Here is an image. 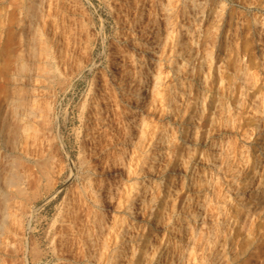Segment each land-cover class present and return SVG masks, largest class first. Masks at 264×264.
I'll use <instances>...</instances> for the list:
<instances>
[{
  "label": "rangeland",
  "instance_id": "rangeland-1",
  "mask_svg": "<svg viewBox=\"0 0 264 264\" xmlns=\"http://www.w3.org/2000/svg\"><path fill=\"white\" fill-rule=\"evenodd\" d=\"M31 1L0 0V72L2 74L6 72L7 53H9V49L13 46L11 45L15 41L13 39L17 36V42L15 41L14 45L18 44L19 40L17 39L23 33L28 39L35 36L37 38H45V35H50L45 38L48 39L52 35H55L51 38H58L62 41L60 42L56 39L64 45L62 48L60 47L59 52H61V56H65L64 58L67 59H65L67 63H65L64 58L60 60V64L64 62L60 66L61 69L63 68V72L59 69L60 67L58 69L61 72L56 68L57 70L53 72L56 73L53 75L55 84H52V82L53 86L51 85L47 91L44 90L43 98L41 97V101L39 100L35 104L36 106H34L36 108L41 106L39 107L40 111H43V109L47 110L40 113L42 116L45 113V117H49H47L49 120L46 119V122L53 123L52 128L54 131L50 133L41 130L43 132H41L42 135L44 134L46 146L43 145V149L37 154L41 156L40 159L37 156V160L39 159L40 161L31 159V164L29 163L30 167L33 168L34 166L35 168L32 170L39 172H37V175L33 171L35 187L27 195L29 199L32 198L28 200L29 202L26 206L27 215H25L23 221V223L25 222L23 224V228L25 229L23 233L26 236L21 244L23 252L20 250V244L17 241L14 242L13 236L7 232L5 234L1 233L0 264H63L62 261H59L53 255L49 231L56 224V221L61 222L62 216L68 213L67 211H69L70 207H73L74 203L76 205L78 199L73 200V197L77 198V194L81 195V191H84L83 189L87 186L85 182L89 184L94 181V185H97V182L98 184L101 182L99 180L101 177L90 175V173L86 172L85 168H81L80 161H82L84 157L83 153L88 148L83 144H87L85 136L87 134L86 127L89 119L86 117L92 111L93 101H96L100 95L101 97H103L102 95L106 96L102 104L106 105L109 102V108L112 111L110 116L111 121L109 122H112L110 123L112 127L109 125L108 129H106V126L100 128V130L104 131H101L100 140L96 142V145L99 146L98 149H100L98 151L101 154L99 160L111 153H113L111 155L113 159H120L122 144L116 142L111 145V137L118 135L121 138L122 134H124L125 121H128L127 115H129L127 114V110H131V106H135L134 101H130L129 97H133L137 91V88L128 91V81L129 79H136L141 72L146 74L147 79L145 81L147 80V82L144 83L143 91L137 98L138 110L133 115L135 121H137L135 131L140 134L143 133L144 139L140 141V145L135 143L129 146L127 154H125L126 163L130 167L133 166L130 169V174L133 176L121 173V188L123 190L120 189V195L124 196L125 198L123 197V199L129 202L133 200L132 196H135L138 191L139 196H142L145 191L147 198L145 200H137L136 208L138 210H135L136 212H134L133 216L127 208L131 204L128 203L127 205L126 200H124L126 205L118 209V211L115 207L108 211L106 222L108 224V232L110 233L108 234L112 235V240L109 239L108 235L107 244L111 243L108 246L110 251L105 249V253L109 252L104 254V252L100 253L99 250V253H97L101 254V256L99 255L98 259H95L98 261H94L104 264V259L108 254L109 256L112 253L115 255L116 244L120 242L117 245L118 247L123 241L120 234L122 232L119 230L121 225H124L121 228L122 231L129 227L127 230L129 231V238L134 248L131 251L129 247L130 243L124 245L126 251L124 254L126 255L123 256L122 260H134L132 261L133 263L131 262L132 264H135L136 259L140 261V264H145V260L141 261L140 259L146 253V251L144 252L146 242L150 240L153 244H160L162 242L161 236L166 231L170 232L172 227H177V234L184 233L186 225L194 227V233L191 234L192 238L190 237L191 240L176 244L178 251L190 248L191 242L197 241V239L198 242L201 241V245L203 237L199 234L198 229L202 227L203 221L200 218L196 220L192 217V214H188V211L196 209L197 212L201 210L200 213L208 211L210 215L213 214L215 220L210 226H213L217 233L214 243L215 240L222 239L227 244L225 250L223 249L218 258L213 254L216 247L211 245L208 250L210 253H207L208 256L197 264H264V211L262 210V212L257 213L258 215L250 219L248 231H243L239 225H234L237 220L241 222L240 220H243V217H245L241 214L248 212V210L246 211L247 206H251L250 204H252V202L248 203L250 202V193L259 190L260 187V191L264 190V149L262 147L264 141L261 140L264 137V133L260 134V130L256 128L258 121L264 119V116L261 114V110L263 109L262 111H264V105L258 111V116L252 110L251 103L248 102L250 98L247 96H243L242 98L241 96L244 92L243 88L246 86L241 79L243 75L241 73L246 68L253 69L259 75L257 89L264 93V62H262L264 47L261 42L264 39V0H208L204 13L201 14L202 16L199 15L201 20H195L197 23L199 22L198 25L200 26L194 22L196 29L195 37L198 35L196 38L193 37L195 38L193 39L195 40L194 44L190 36H187L189 30L187 27L188 19L187 12L183 8L185 3L183 1L185 0H172L173 2L171 0H158V3L157 0H154L155 3L152 0H130L136 2H134V7L131 8H128L126 4V2H130L128 0H45V4L43 3L44 7H40L41 11L38 12V16H32L33 18L31 17L30 10H27ZM178 1L181 2L179 3ZM27 2L29 3L27 4ZM143 3L146 5L143 21H148V19L152 18L154 20L155 15H161L160 18L158 17V20L161 22V33L159 36L143 38V30L134 24L140 15L139 13L142 10V8L140 10V7ZM167 7H170V12L165 11ZM22 9L25 12V15H23L24 27L18 29L15 28L16 26L14 25L16 24L14 23L20 18ZM27 13L28 15H26ZM228 14H231L233 17V21H231L232 27L231 24H225ZM29 15L31 18H29ZM207 15L210 16L207 18ZM29 20H31V26H33L32 24L35 26L32 29L28 26L30 25L28 23ZM136 23L138 25V22ZM42 25H44L43 28ZM236 28L239 29L237 30ZM154 29H156V26L154 27L149 23L144 31L148 32ZM38 31L43 32L42 35L39 32L41 36ZM260 32L262 33L261 38ZM172 36L174 39H170ZM180 36L185 39L187 38V44L189 46L192 45L196 51L198 50V54L192 62V71L190 69L192 74L188 73V78L182 80L184 82L183 88L173 91V83H178V81L183 79L181 76L183 72L178 76L175 75L176 68H181L184 72L186 71L182 68L185 65L184 58L175 55V52L171 54L175 46H169V44H174L173 42H176ZM166 37L170 40L167 44L165 42ZM159 39H161L160 43L155 45V41ZM9 45L11 46L9 47ZM60 55L59 58L61 57ZM117 68H119L118 72H116ZM38 72L42 71L38 70ZM180 77L182 78L180 79ZM223 78H225V81ZM221 79H223L224 85L221 83ZM5 80L0 82V84L2 83L0 86L4 87L0 91V100L3 97H11L8 99L10 103L7 109L8 112H11L13 110L11 103L15 94H11V92L7 95L5 94V92L7 93V81L5 82ZM41 82L36 81L35 85L38 83L36 87H41L43 85ZM101 90L104 92L100 94ZM256 91L252 92L250 96H253ZM46 92L48 94L51 93L49 97ZM45 97L48 98L43 100ZM214 97L217 100V108L215 110L217 119L211 123V126L206 128V126H203L204 116L207 113L208 105ZM11 99L12 101H10ZM239 101L246 102L242 110L237 106ZM45 102L49 103V105H45ZM263 102L264 100H261V103ZM48 109L52 113H49ZM129 112H134V109ZM85 114L87 115L86 117ZM49 115L52 116V120H50L51 117ZM83 127L84 130L86 129L85 133ZM113 127L114 129L112 130ZM210 130H212V133ZM109 131L113 133L111 134ZM106 132L109 133L104 134ZM117 132L121 133L118 134ZM161 132H163L162 135ZM103 135L109 137L105 139V137L102 138ZM169 141L172 142L168 146L166 144ZM161 142L167 143L160 146ZM213 142H217L215 147L213 146ZM109 143L110 145H108ZM229 143H231L230 147L232 148H227ZM102 147H104V150ZM84 149L86 151L83 152ZM226 149H228V152ZM262 149L263 152L261 151ZM225 151L231 155L232 162L226 171L220 172L218 166L214 165V163L217 158L224 159L228 155L225 154ZM43 152L45 154L47 152L50 153L51 157H48V154L46 156ZM154 152H159L157 158L154 160L155 162L152 161ZM246 156L248 157L245 159V162L248 163L244 165V172L249 167L252 170L254 164H257L260 172L257 171V178L259 180L256 179V181L258 182L257 184L261 183L262 186L260 185L257 189L249 190V195L244 200V197L239 196L237 192L235 194L234 189L236 185L231 187L229 180L231 178L230 170L232 167L240 163L242 157ZM8 158L11 160H7ZM8 158L5 161L6 165L12 162V158ZM41 159L44 161H42L43 163ZM41 163L43 164L42 166ZM45 165H48L46 166L47 169L44 167ZM194 169H197L196 174H194ZM78 170L81 172L79 173ZM60 173L62 174L61 177ZM203 175L205 177H201ZM86 176L89 179L91 178L92 182H89ZM72 178H75L74 182ZM243 179L245 180L244 177L241 178L242 181ZM39 183L42 184L40 186H44L40 190ZM242 186L246 189V185L242 184ZM80 188L81 190H79ZM244 188L241 189L243 190ZM1 190L3 191L2 186ZM33 190H37V192H33ZM214 195L217 196V199L214 198ZM151 197H155L156 202L154 201L144 209V205L149 202L147 199H151ZM31 201L36 202L34 204ZM175 202L178 205L179 203L181 204V207L177 209L179 212L177 213L176 210L172 216V220L166 224L169 219L168 216L171 217V207ZM242 202L245 203L243 204ZM246 203L248 205L244 206L243 209L242 206ZM182 205L184 206L182 207ZM61 211L66 213L63 214ZM28 214L29 217L31 216L30 218ZM35 214L37 217L34 216ZM228 219L231 222H228ZM32 229L34 230L32 231ZM204 230L207 231V228ZM26 232L28 235H26ZM8 236L10 237L9 239ZM117 238L119 239L117 240ZM10 240H12L11 243ZM30 240L33 241V245L34 241H36L37 245H40H36L39 250V259L37 254L32 256L33 250L31 251V249L33 247H31L32 242L30 243ZM170 241L174 243L176 239L171 238ZM15 247L19 252L15 250ZM10 252L12 253L10 254ZM17 252L18 257L16 255ZM131 252L136 256L131 258L133 256ZM102 255L103 259H101ZM138 256H140V259ZM33 257L37 258L34 259ZM93 262L92 264H94ZM128 263L131 264L130 262Z\"/></svg>",
  "mask_w": 264,
  "mask_h": 264
},
{
  "label": "bare ground",
  "instance_id": "bare-ground-1",
  "mask_svg": "<svg viewBox=\"0 0 264 264\" xmlns=\"http://www.w3.org/2000/svg\"><path fill=\"white\" fill-rule=\"evenodd\" d=\"M128 1H130V0H128ZM134 2L135 1H130L129 3L126 2L128 8L134 7V5L136 3V2L135 3ZM152 2L155 3L154 0H152ZM158 2L159 1L157 0V3ZM28 3L29 2H27V4ZM43 3L45 4V0H44V2H43V0H32L30 2V5H28L29 9H27V10H30L31 17L32 16H35V17L38 16V14H39L38 12L41 11L40 7L43 6ZM183 3H184L183 8L187 12L186 14H187V19H188V21H187L188 26L187 27H188L189 30L187 29L188 30V33H187L188 35L187 36H190V39H192V43L194 44L195 40H193V39H195L198 36L197 35L195 37V33H196L195 30L196 29H195L194 22H196L195 20H198V19L201 18L199 15L204 13L205 7L208 4V0H185V1H183ZM137 4L139 5V3H137ZM138 5H137V7L139 8ZM141 8H142V10H141ZM169 8L167 7L165 11L166 12H170L171 10ZM23 9H24V7H23ZM23 9H22V11L20 13V18H18V19L16 18L17 21L14 23V24H16V25H14V26H16L15 28L19 29V28H23L24 27V16L23 15H25V12H23ZM145 9H146V5L143 3L141 5V7H140V10H141V12L139 13L140 15H139L137 21L134 22V24H136V26L139 29L143 30V33H142V37L143 38L144 37L150 38V37H154V36H159L160 33H161V29H160L161 22L158 20V17L160 18L161 15L160 16L159 15H155L154 20L152 18V19H148V21H145V20L143 21V18L145 17V15H144V13H145L144 11H146ZM127 12H129V11H127ZM28 13L26 15H28ZM209 16L210 15H207V18ZM31 17L29 15V18H31ZM43 18H44V16H43ZM30 21L31 20H29V22H28L29 24H30ZM231 21H233V17L231 16V14H228L227 15V19L225 20V24H231ZM136 22H138V25H137ZM149 23H151L154 27L156 26V29H154L152 31H148V32L144 31V29H146V27L149 25ZM198 23H197V25H198ZM32 25L34 26V24H32ZM26 26H27V24H26ZM28 26H30L31 29L33 27V26H31V24L28 25ZM43 26L44 25H42V28H43ZM198 26H200V25H198ZM231 27H232V24H231ZM24 29H26V28H24ZM28 29H29V27H28ZM236 29L238 30L239 28H236ZM17 31H19V30H17ZM39 32L40 31H38V33ZM16 33H18V32H16ZM40 33H39V35H40ZM42 33H41V35H42ZM261 34L262 33L260 32V38H261ZM45 36L47 37V36H50V35H45ZM53 36H55V35H52L51 37H53ZM51 37L48 38V39H45V38H37L35 36L33 38L31 37L30 39H28L23 33V34H21L20 38L17 39V40H19L18 44L14 45V43L16 41V38H17V36H16L15 39H13V41L15 40L14 43L11 44L13 46L9 45V47L11 46V49L8 48L9 49V53H7L8 60H7L6 72L4 74H2L0 72V82H3L4 79H6L5 82L7 81L6 82L7 83V87L3 84L7 88V93L5 92V94L7 95L9 92H11V94L12 93L15 94L14 95L15 97H14L13 101H12V99L10 100V101H12L11 105H12V108H13V110H11V112H8V110H7L8 107H9V103H10L8 99H10L11 97L10 98L9 97L8 98L7 97H5V98L3 97L0 100V234L1 233L5 234V232H7L11 236H13L12 238H14V240H15L14 242L17 241L20 244V247L22 246L21 244L24 241V238L26 237L25 233H23L24 232L23 230H25L23 228V224L25 222L23 223V221H24L25 215H27L26 214V210H27L26 206H27V203L29 202L28 200H30L32 198L31 197L29 199L27 197V195H29V191L33 187H35L34 186L35 183H34V180H33V178H34L33 171L34 170H32L34 168V166L31 165V166H33V168L30 167L31 159H34V161H35V159L37 160V158H38L37 156H39V155H37L38 152L43 149V145L46 146L45 145V138L43 137L44 134L42 135V133L43 132H50V133L52 132L53 133V131H54L53 128H52L53 123L51 124L49 122H46V119H47L48 116L45 117V115H46L45 113H44L45 115L44 114H43V116L41 115V113H43L44 110H46V109H43V111H40L39 107H41V106H38L37 108L34 107V106H36L35 104L38 103L39 100L41 101L40 98L43 96L44 90L45 91L49 90L48 88L51 87L52 84H55L54 83L55 81L53 80V75L56 74V73H53V72L56 71L64 63L63 62L62 64H60V60H62V58L65 57V56L64 57L61 56L60 55L61 52H59L60 47L62 48V46H64V45H62L63 43L62 44L60 43L62 41H60L58 38H51ZM193 37H195V38H193ZM56 39H58L60 42L57 41ZM170 39H174V37L172 36ZM186 39L183 38L182 36H180V38L177 39V41L175 40L176 42H173L174 44H169L168 43L169 46L170 45L175 46V49H173L171 54H173L175 52L174 53L175 55L180 56V58L181 57L184 58L183 61H185L184 62L185 65L182 68L184 70H186L184 72L183 70H181V68L180 69L176 68V70L174 72L175 75L178 76L179 74H181V72H183L181 74L183 79H181L182 77H180L181 80L178 81V83H173V85H172L173 91L176 90V89L180 90V89L183 88V86H184L183 83L184 82L182 80H185L186 78H188V76H189L188 73H190V75L192 74V72H190V69L193 67L192 66V64H193L192 62L196 58V56L198 54L197 53L198 50L196 51L193 48L192 45L189 46L187 44L188 41L186 42ZM168 40L169 39L167 38L166 41H165L166 44H167V42H170V40L169 41ZM160 41H161V39L156 40L155 41V45L157 43L159 44ZM165 42H164V44H165ZM261 42H262V46L264 47V39H262ZM197 45H198V43H197ZM58 54L61 56L60 57L61 59L59 58ZM65 59L66 58H64V60ZM66 60H65V63H67ZM262 62H264V58H263ZM66 65H68V64H66ZM59 69H61V67ZM59 69H58V71L61 72V70L63 68L61 70H59ZM38 70H40L42 72L39 73ZM237 70H239V69H237ZM118 71H119V68L116 69V72H118ZM191 71H192V69H191ZM62 72H63V70H62ZM236 73H238V72H236ZM239 74H240V72H239ZM57 75H58V73H57ZM60 75H62V74H60ZM241 75H242L241 79H242L243 83L246 84V86H244V88H243L244 92H243V94L241 96H242V98H243V96H247L248 98H250V101L248 100V102L251 103L252 110H254V112H256L255 114L258 115V111L261 110V108L264 105L263 104L264 102L261 103V100H264V93L262 91H261L262 92L261 93L257 89L258 83H259V75L253 69H249V68H246L243 71V73H241ZM145 79H147V76H146V74L144 72H141L140 74H138L136 79H129V81H128L129 83H128V86H127L128 87V91L133 90L134 88H137L136 94H134L133 97H131V96L129 97V99H131L130 101H134L135 106L132 104L133 106H131V110H127L128 111L127 114H129V115H127L128 116V118H127L128 121H125L126 125L124 126V132H123L124 134H122V137L120 138L118 135L117 136L115 135V136H112V137L110 136L111 137V145L115 144L116 142L122 144L121 152H120V159H118V158H117L118 160L117 159H113V157H111V155L113 153H111V154H108L105 158L102 156L103 158L101 160H99L101 154L99 153L100 149H98L99 146L96 145V142H98L100 140L101 134L104 131V130L103 131L100 130V128L106 126L107 127L106 129H108V126L110 125V123H112V122H109V121H111L110 120V118H111L110 116L112 114V111L109 108L110 107L109 102L106 103V105L102 104L104 102L103 100H104V98L106 96L102 95L103 97H101V95H100V97L96 101H93V103L91 102L92 103V108H91L92 111H90L91 113L89 112L90 114H89L88 117H86L87 115L85 114V117L89 119V122L87 123L88 124L87 127H86L87 128V134L85 136L87 144H85V143H83V144L86 145V148L87 147L88 148H87V151L85 149L83 150V152L86 151L85 153L82 152L84 157H83L82 161H80L81 165H82L81 168L82 167L85 168L87 171L85 169H84V171L88 172V174L90 173V175L101 177V179H99L101 182L99 184L97 182L96 183L97 185H94L95 182L91 181L92 177L89 175V177H91L89 179V177L86 176V178H88L89 182H92L93 184L92 183L88 184V182H85L87 184V186H86L85 189H83L84 191H81V195H78L76 193L78 197L77 198L75 196L73 197V200L74 199H78L77 202H76V205H75V203H74L75 206L73 204H70V205H73V207H70L69 211H67L68 213L64 212L66 214L64 216H62V218H61L62 220L59 219L61 222H57L56 221V224L54 226L52 225L53 227H52L51 231H49L50 232L49 240L51 241V246H52V250H53V253H54L53 255L59 261H62L63 264H92V262L95 259H98L99 255L101 256V254H98L99 253L98 251L100 250V253L101 252L103 253L105 251V249H108V246H110V244H111L110 241H109L110 244H107L108 243V235L110 234L108 232V228H107L108 224L106 222V220L108 218V211L110 209H112L113 207H115L117 209V211H118V209H121L124 205H126V202L128 201L126 199H123L124 196L120 195V189H122L121 188L122 187L121 186L122 185L121 184L122 183L121 173L122 174H124V173L130 174L131 173L130 169L133 167V166L130 167L126 163L125 154H127V150L129 148V146H131V145H133L135 143L139 144L140 141L142 139H144V134L143 133L140 134L139 132L137 133V131H135L136 130L135 128L137 127V121H135V117H134L133 113H135V111L137 112V110H138V100H137V98L141 95V93L143 91L144 83L147 82V80L145 81ZM223 79L225 81V78H223ZM223 79H221V81H222L221 83L222 84L224 83ZM36 81H42L41 83L43 85L41 87H36L38 85V83H37V85H35ZM214 83H215V81H214ZM3 88H4L3 86H0V91H2ZM50 90H51V88H50ZM255 90H257L256 93L255 94L253 93L254 95L252 94L253 96H250V94L252 92H255ZM102 92H104V91L101 90L100 94ZM50 94H48V97L50 96ZM182 94H183V92H182ZM48 97H45L43 100L47 99ZM215 97L213 98V100H211L210 104L208 105L207 113L204 116V120H203L204 124H203V126H206V128L211 126V123H213V121L217 119V115H216V112H215V110L217 108L216 107V104H217L216 101L217 100L215 99ZM49 103L47 104L45 102V105L47 104V106H48ZM51 104H53V103H51ZM245 104H246V102L239 101L237 106L240 107L241 110H242V108H243V106ZM40 105H42V104H40ZM49 109H48V112H49ZM133 109H134V112H129V111H133ZM262 110H261V112H262L261 114H262V116H264V111H262ZM125 116H126V113H125ZM50 117H51L50 120H52V116H50ZM47 120H49V119H47ZM49 124H51V125H49ZM84 127H83V130H84ZM203 128H205V127H203ZM256 128H257V130H260V134L264 133L263 132L264 131V119H262V121H258V124H257ZM113 129H114V127L112 128V130ZM210 129H212V128H210ZM41 130H44V131L42 132ZM85 130H84V133H85ZM213 130L215 131L214 127H213ZM210 131L212 133V130H210ZM109 132H106L104 134H108ZM119 133H121V132H119ZM258 133H259V131H258ZM111 134H109V135H111ZM145 134H147V133H145ZM162 134H163V132H161V135ZM48 135H51V134H48ZM209 135H211V134H209ZM45 136H47V135H45ZM104 137L105 136L103 135L102 138H104ZM107 137H109V136H107ZM107 137H105V139ZM261 137H262V135H261ZM161 138H163V137H161ZM261 140L264 141V137H262ZM171 142L172 141H169L168 143L165 142V143H167L166 145L169 146V145H171ZM102 143H101V145H102ZM165 143L161 142L160 146L165 144ZM216 143L217 142H213V146L214 147H215ZM52 144H50V145L52 146ZM81 144H82V142H81ZM108 145H110V143ZM157 145H159V144H157ZM230 146H231V143H229L227 145V148H232ZM118 147L120 148V146H118ZM262 147L264 149V144L262 145ZM102 148L104 150V147H102ZM263 149L261 150L262 152H263ZM227 150L228 149H226V151ZM227 152L225 154H228ZM158 153L159 152H154L153 153V157H152L153 160L152 161H154L157 158V154ZM47 154H48V157H51L50 153L47 152ZM47 154H45V155L47 156ZM45 155H44V157H45ZM222 155H223V152H222ZM8 157L12 158V162L10 164L6 165L5 161H6V158H8ZM40 157L41 156H39V159H40ZM247 157L248 156L242 157V161L232 167V169L230 170L231 178L229 180V183H230L231 187L233 185H236V188L234 189L235 194L238 193L239 196L244 197V200H245V197L247 195H249L248 194L249 190H252L254 188L257 189L261 185V183L257 184L258 182L256 181V179H258L257 178V173H258L257 171H259V169L257 168V166H258L257 164L256 165L254 164V168L252 167L253 168L252 170H250V167H249L247 169V171L244 172V169H243L245 167L244 165H247V163H248V162L247 163L245 162V159ZM53 158H54V156H53ZM80 158H81V156H80ZM219 159L218 158H217V160L215 159L216 162L215 163L213 162V163H214V165L218 166V169L220 170V172H224L228 168L229 164L232 162V157H231V155L228 154L226 157H224V159H220V161L218 162ZM7 160H11V159L8 158ZM44 160H45V158H44ZM42 161L43 160L41 159V162ZM47 162H49V161H47ZM7 163H8V161H7ZM34 163H36V162H34ZM38 163H40V162H38ZM42 163H41V166L43 165ZM164 163H166V162H164ZM259 165L261 166V164H259ZM262 165H263V163H262ZM46 166H48V165L44 166L47 169ZM64 170H66V169H64ZM193 171H194V174L197 173V169H194ZM35 172L37 173L39 171H34V173ZM78 172L80 173L81 171L78 170ZM37 175H38V173H37ZM61 175L62 174L60 173V177H61ZM82 175H80V176H82ZM131 176H133V175H131ZM39 177H40V175H39ZM82 177H84V176H82ZM201 177H205V175H203ZM242 177H244L245 180L243 179V181H242L241 180ZM63 178H64V176H63ZM74 179H73V182H74ZM94 179L96 180V178H94ZM83 180H85V179H83ZM194 182L196 183V181H194ZM260 182H261V180H260ZM37 183H36V185H37ZM40 183H39V190H40V188L44 187V186L43 187L40 186V185H42ZM81 183L83 185L82 180H81ZM241 183L246 185V189L242 186ZM1 186L3 188V191L1 190ZM83 187H85V186H83ZM128 188H129V186H128ZM241 188H244V189L242 190ZM260 188H259V190H255V191L250 193V199H249L250 202H248V203L252 202V204H250L251 206H247L246 211L248 210V212L246 214H241V215L245 216V217H243V220H240L241 222H239L238 220L236 222V220H235V222L237 224L234 223V225L235 226L239 225V227L243 231H246V230L248 231L249 230V225H250V219L251 218H253L254 216L258 215L259 212H262V210L264 211V190L260 191ZM79 190H81V188ZM33 192H37V190L36 191L33 190ZM79 193H80V191H79ZM138 193H139V191L136 193L135 196H132L133 200L130 199L131 201L127 202V205H128V203L131 204L129 207L127 206V208L129 209V212H130V214H132V216L135 214L134 212H136L138 210L136 208L137 207L136 206L137 200H140V199L145 200L147 198V195H145V191H144L142 196H139ZM30 194H33V193H30ZM39 194H41V193H39ZM39 194H38V196H40ZM76 194H74V195H76ZM125 196H126V194H125ZM216 197L217 196L214 195L215 199H217ZM154 198L155 197H151V199L150 198L147 199V201H149V202H148V204L144 205V209H146L149 204L153 203L156 200ZM124 200H126V202ZM36 201H38V200L36 199ZM33 202L31 201V203H33ZM35 202H34V204H35ZM246 202H247V199H246ZM248 203H246L245 205L242 206L243 209H244V206L248 205ZM184 205H182V207ZM180 207H181V204L179 203V205H178L177 202H175L172 205V207H171L172 209L169 207L172 210L171 211L172 214L170 213L171 217L168 216L169 219L167 220L166 224H168V222H170L172 220L173 214ZM28 208H30V207H28ZM31 208H33V207H31ZM141 209L143 210V208H141ZM141 209H139V210H141ZM32 211H33V209H32ZM126 211H127V209H126ZM165 211H167V210H165ZM178 212H179V210H177V213ZM200 212H201V210H200ZM200 212H197L196 209H194V210L188 211V214H192V217H194V219H196V220H197V218H200V220L203 221L202 222V227L200 229H198L199 234L203 237L202 238V242L203 243L201 245H200L201 241L198 242V239H197V241L195 240V241L191 242L190 248L184 249V250L182 249L181 251H178L177 248H176V244L179 243V242L182 243L183 241L186 242L187 240H191V238H192L191 234L194 233V227L186 225L184 233L181 232V233H178V234H177V231H176L177 227H172L171 231L169 230L170 232L166 231V233L163 236H161L162 242L160 244L157 245V244H153L150 240L147 241L146 244H145V250H144V252L146 251V253H145V255L142 256L141 259H140V256H138L139 259L141 261L145 260L144 261L145 264L146 263L147 264H197V263L203 261L204 258H206V256H208L207 253H210V251L208 252V250H209V247L211 245L216 247L215 251H213L214 249L212 251L214 252L213 253L214 256L218 258L221 255V253L223 252V249L225 250V247L227 245L226 241L221 239V240H218V241L215 240V243H214V238H216L217 233L215 231V228L213 226H210V224L211 223L213 224L215 218H214L213 214L210 215L208 211H205V212H202V213H200ZM243 212H244V210H243ZM165 214L167 215V213H165ZM34 216H36V214ZM28 217H29V214H28ZM228 222H231V220L228 219ZM179 223H181V222H179ZM123 226L124 225H121L120 228H119V230L122 232V233H120L121 237H122L121 240H123L122 244H120L121 246L119 245L117 247V245L120 243V242L119 243L117 242L118 244H116L115 255H113L112 252H111L112 255L110 254V256H109V254H108V256H106V258L104 259V264H129L128 262L131 263L132 261H134V260H132V261H128V260L124 261V259L122 260L123 256L126 255V254H124V253H126L124 245H126L127 243H130L129 247H130L131 251H132V249H134L133 245L131 244V239L129 238V231L127 230L129 227L127 226L128 228L126 230L122 231L121 228H123ZM175 226H177V225H175ZM208 226H210V227H208ZM206 228H207V231L204 230ZM33 230L34 229H32V231ZM31 233H33V232H31ZM26 235H28V233ZM111 236L112 235H109V237H110L109 239L112 238ZM131 236H132V234H131ZM9 238L10 237L8 236V239ZM171 238L176 239V241H174V243H171V241H170ZM30 239H31V237H30ZM47 239H45V240H47ZM118 239L119 238H117V240ZM135 239H136V237H135ZM12 240H10V243L12 242ZM27 241H29V240H27ZM0 242L2 243V241H0ZM31 242H32V245H33V241L30 240V243ZM35 242L36 241H34V245L33 246L31 245V247H33L31 249V251L33 250L32 251V256L34 254H37L38 259H39V255H38L39 250H38V247H36L37 244ZM7 244H8V242H7ZM49 246H50V243H49ZM7 247L9 248V246H7ZM22 247L20 248L21 251H22ZM10 248H11V246H10ZM5 250H6V248H5ZM7 250H10V249H7ZM15 250L18 251V249H16V247H15ZM52 250H51V252H52ZM210 250H211V248H210ZM109 251H107V252H109ZM5 252L7 253V251H5ZM18 252H17V254L15 253L17 255V257H18ZM11 253L12 252H10V254ZM28 253H29V250H28ZM106 253L104 252V254H106ZM131 254H133V256L131 258L136 256L132 252H131ZM146 254H147V256H146ZM30 255H31V253H30ZM41 255H43V254H41ZM103 255H102L101 259L104 258ZM12 257H14V256H12ZM36 258H34V259H36ZM136 260L139 263L137 261H135V264L136 263L140 264V261L138 259H136ZM95 261H98V260H95ZM95 261L93 262L94 264L95 263L102 264V263H98V262H95ZM31 262L33 263L32 259H31Z\"/></svg>",
  "mask_w": 264,
  "mask_h": 264
}]
</instances>
